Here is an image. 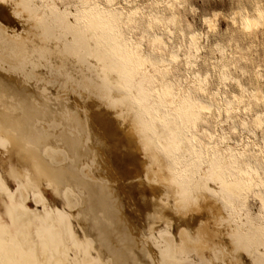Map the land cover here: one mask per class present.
Returning <instances> with one entry per match:
<instances>
[{
  "label": "bare ground",
  "instance_id": "1",
  "mask_svg": "<svg viewBox=\"0 0 264 264\" xmlns=\"http://www.w3.org/2000/svg\"><path fill=\"white\" fill-rule=\"evenodd\" d=\"M0 6L8 8L9 13L23 22L25 37L17 44L0 30V69L6 73L14 72L23 86L20 92L30 91L32 80L35 84L36 81L46 82L54 90L56 99L60 100L59 92L64 91L70 94L67 95L70 98L73 96L74 103H79L81 110L74 113L73 109L71 113H66L67 120L73 123L70 128L74 129L69 131L73 139L61 142L59 147L46 136H39L37 126L30 128L31 120L41 125L35 115L27 117V112L26 118L12 110L0 114V151L4 150V155L10 152L8 146L15 143L28 151L35 148L52 163L69 157L77 160L79 154L74 155L81 127L87 142L98 137L89 129L91 125L96 128L95 124H99L96 129L103 132H100L102 139L103 134L108 133L107 121L99 115L93 118L87 107V101L92 99L88 95L95 97L100 92H106L102 100L112 102L115 110L132 127L128 131L119 130L128 145L126 153L117 145L111 150L115 148L118 152L121 149L124 157L133 162L131 164L141 167L142 174L138 167L135 171L139 170L140 175L147 176L154 185L160 186V189L153 190L157 191L160 201V214L167 212L173 221L178 222L180 242L176 243L177 248L167 230L161 231L160 236L170 244L165 254L171 255V260L179 264H192L186 261L190 255L197 257L201 264H264V132L258 134V130L264 128V64L251 57L250 48L255 46V41L251 40L250 46L244 49L233 36L224 39L219 30L221 12L216 11L200 15L207 32L197 27L184 28L179 10L188 8L195 14L198 9L191 0H0ZM225 18L236 31L244 32L251 38L257 33H264V3L261 0H237ZM211 36L213 39H210ZM208 48L210 53L205 55L204 49ZM179 67L181 73L172 70L175 68L177 71ZM54 70L60 76H56ZM85 83L90 86L88 89L83 86ZM92 107L89 105V108ZM233 132H239L241 137H235ZM116 142L112 141L113 145ZM48 164L51 165L50 162ZM43 167L48 166L41 163L37 167L40 174L49 175L52 180H58V184L62 185V180L69 184L70 189L66 190L64 198L68 196L72 202V186H82L75 175L53 169L49 172ZM25 172L22 170L23 176ZM81 186L78 189L83 194L84 215L99 217L100 211L101 216L105 215L112 224L109 186V190L91 184ZM7 190L0 174V197L3 198ZM141 190L142 193L144 189ZM25 194L22 195L27 196ZM37 195L35 193L34 196ZM65 199L68 200L67 197ZM147 206L145 210H149L150 206ZM137 209L139 212L140 208ZM42 210L45 209L42 207ZM129 210L130 213L135 212L134 216L137 213ZM124 212L120 209L117 213L122 226L118 238L129 243L134 237L133 231L129 232L128 223L134 224V216L133 222L128 220L126 223L127 219L122 215H126ZM18 213L21 215L17 223L18 241L11 240L6 235L8 233H0V256L6 257L2 264H98L95 262L97 258L94 259L95 255L90 252V248L96 245L106 253L114 254L115 261L112 259L110 264H119L123 260L119 257L117 260L115 246L112 240L107 239L103 229L100 232L90 228L94 235L85 245L77 239L71 241L72 236L69 240L72 231L66 224L69 212L67 217L66 212L64 215L60 213L57 218L48 216V220L36 214H27L26 210L24 217V210L19 209ZM130 213L127 214L130 216ZM154 215L151 210L148 217L154 219ZM135 217L137 219L138 215ZM34 223L36 228L37 223L43 226L44 234L40 228L37 229H40L42 238L33 234ZM56 226L61 227L62 232H58ZM16 230H12V234ZM137 231L135 235H138ZM13 236L12 239H17ZM28 236L32 237L31 241ZM144 250L149 264H167L170 261L157 263L154 252Z\"/></svg>",
  "mask_w": 264,
  "mask_h": 264
},
{
  "label": "rangeland",
  "instance_id": "2",
  "mask_svg": "<svg viewBox=\"0 0 264 264\" xmlns=\"http://www.w3.org/2000/svg\"><path fill=\"white\" fill-rule=\"evenodd\" d=\"M244 1L247 2L248 0H244ZM261 1L264 3V0H261ZM191 2L198 9V10H196L195 14L191 13L188 10V8H185L183 10H179L181 23H182L184 28L189 29V28L197 27V28L201 29L202 31L207 32L206 26L200 20V15L203 12H206V13H211L213 11H216V12H219V13L221 12L218 18H219V30H221L222 33L224 34L223 38L224 39H228L230 36H233L237 41L240 42V44L244 47V49H246V47L250 46L251 40L255 41V46L253 48L252 47L250 48L251 49V57H252V59H255V61H258V62L264 64V33L263 34L257 33L254 36V38H251L248 35H246L244 32L236 31L234 29V27L231 26L230 21L225 18V15L228 14V11H229L230 7L233 6L234 3L237 2V0H191ZM9 12H10V10L8 8L0 6V30H1L2 33L4 32L3 35L6 38L8 37V39H9V37H10V41H14L15 43L18 44V43L23 42L24 38H25L24 37V29H23L24 25H23V22L20 19H18L16 16H14V14H11ZM8 17H9V19H8ZM2 28H3V30H2ZM12 37L15 40L16 39L17 40L16 41L13 40ZM210 39H213V36H211ZM203 53H205V55H207L208 53H210V49L209 48H208V50L204 49ZM237 55H239V54H237ZM174 69L175 68H173L172 70L175 71V72H180L181 73L180 67L177 68V71L174 70ZM54 74L56 76H60L58 71H55V70H54ZM16 77L17 76L14 74V72L6 73V71H3L2 69H0V114L12 110L18 116L22 115V116L26 117L25 113L27 115L29 113V115L27 117L30 116V117L33 118L34 115H35L36 116L35 119L39 118V122H41V125L34 124L35 122L33 120H31L30 128H32V129L34 128L35 129L36 126H37L38 130L41 133L43 132L42 135H41V133L39 131H37V133H39L38 135L39 136H43L44 135L43 137L46 136L45 138L53 140L54 143L58 144V147L61 145L60 144L61 142L65 141L67 139H73L72 134L69 132L71 129H74V127L70 128V125H72L73 123L71 121L67 120L66 113L67 112L71 113L73 109H74V111H73L74 113L76 111L81 112V110H79L80 109V106L78 105L79 103L78 102H77L78 104L74 103L73 100H75V99L73 98V96L70 98V96H67V95H70V94H67L64 91H60L59 92L60 94L58 95V98L60 97V100L56 99L55 98L56 96L54 94V90H52L50 88V85H48L46 82H41V81H36L37 83L35 84V81H33V80L31 81V84H30L31 85V90L30 91L20 92V91H22V89H23L22 87L23 86H22L21 82L18 80V77L17 78ZM42 84H45V85H42ZM83 86L85 88H87V89L90 87L86 83L83 84ZM43 87H45L44 88L45 90L42 89ZM48 89H49V91H47ZM63 92H64V95H63ZM29 93H30V95H29ZM17 94H19V95L17 96ZM61 94L63 96H61ZM106 95H107L106 92H100V95L99 96H95V97H92V96L88 95V97L92 98V99H89L87 101V103H88L87 107H88L89 111L92 113V117L93 118L95 116L97 117V115H99L98 117H102V118H104L105 121H107V123H108V133L105 136L103 134V139H102L101 138V135H102L101 133H103V132L101 130H97L96 129L97 128V124H98L96 122L97 124H95L96 126H94L96 128L91 127V126H93V125H91L89 127V129H92L91 132L97 133L98 137L95 140H93L92 142H87L86 141V136H85L84 131L82 130V127H81L80 128V132H79V140L80 141L76 142L78 144H76V147H77L76 148V154L74 155V156H76L77 154L80 155V156L78 155V159L77 160L76 159L73 160V157H69V158L60 160V162L52 163L45 155H43L42 153L38 152L35 148L34 149L31 148L28 151V150H25L24 148L20 147L19 145H16L15 143H11V145L8 146L9 149H10L9 150L10 152H8V153L5 152L6 153L5 155H4V152H2L4 150L0 151V152L3 153V154H0V156L3 155V156L0 157V169L2 170V171L0 170V174H1L2 179L4 181L5 187H7V189L9 190V191L8 190L6 191V193L4 194L3 198L0 197V200L2 201V202L0 201V205L2 204L0 206V222H1L0 223V233L4 234V235L6 233H8L6 235L11 240H13L15 242L18 241V237H19L18 236V228L19 227L17 226V223H19V220L21 219L20 218L21 215L18 213L19 209L24 210V213H25V210H26V213L28 211L27 214H30V213L32 215L36 214L39 218H42L44 220H48V218H49L48 216H50V218H52V216L54 218H57L58 216L60 217L61 214L64 215L67 212V214H65V216L66 215L68 216L70 214L68 217L66 216L67 219H69V221L66 220L67 221L66 222L67 228L69 227L68 229L71 228L70 230H72L70 232V234H72V235L69 234V240L71 239V236L74 237L73 239H71V241H73L74 239H77L80 243L84 242L83 244L85 245L88 242L89 238H91V236L94 235L93 232H90V228L94 227L95 230L98 229L100 232H101V229H103L102 231L105 232L106 236L108 237L107 239L109 241L112 240V243L115 246V252H117L119 254V256H118V254L116 253L117 260L119 261V258L123 259V260H120L122 263H128V264H149V263H147L148 262L147 261L148 260L147 259L148 258L147 253L144 250V248H146L147 251H150L152 253L154 252L153 254L156 255L155 256V260H156L157 263H158V261L161 262V261L169 259L171 261V263L168 260L169 262L167 264H179L178 262H176L174 260H171L172 259L171 255L165 254V250L169 249L170 244L168 243L169 244L168 245L167 242H169V241L168 240L166 241V239L164 240L160 236L161 235V231L166 229L167 231L166 230L165 231L167 233H169L170 236L173 237L172 240H174L175 245H176V243L178 245L179 242H180V237L178 235L179 231H180V229L178 228V222L175 221V220H174L175 221L174 222L172 217H171V215L168 214L167 212L160 214L161 206H160L159 198L156 195L157 191H153V190H156V189H160V186L158 184L154 185L152 180H150L147 176L140 175V173L142 174V169H140L141 167L139 165L137 167L138 168L140 167L139 168L140 173H139V170L138 171L136 170L138 172V174H139V175L136 176V174H137V172L135 171L136 164H131L132 161L129 160V158H125L124 157V155H125L124 153H126L125 150L127 151L128 145L126 144L125 138L122 135L119 134V130L120 131H128V130H131L132 127H131L130 123H128V121L124 118V116H121L120 113L115 110L116 108H115V106H114V104L112 102H108L106 99L102 100V97H106ZM33 96H35V97H33ZM67 97H68V99H67ZM37 98H39V99H37ZM34 100H35V102H34ZM60 101L63 102V103L61 104ZM72 102H73V104H72ZM9 103H11V105H9ZM67 104L69 106H67ZM70 104H72V107H73L72 109L69 108V107H71ZM27 105L29 106V108H28L29 110L27 109V107H28ZM89 105H91V107L92 106H94V107L89 108ZM75 106H78V108L75 107ZM36 108H37V110H36ZM26 109H27V111H26ZM22 111H23V113H22ZM16 112H18V113H16ZM240 116H243V115H240ZM46 119H47V121H46ZM43 120H45V121H43ZM113 125H114V127H113ZM99 127L100 126H98V128ZM97 131H99V133ZM199 132H202V131L199 129ZM262 132H264V128L258 130V134H261ZM112 133H113V135H112ZM232 135H234L237 138L241 137L239 132H233ZM115 136H117V137H115ZM115 140H118L117 142L120 145H118ZM112 141L116 142V144L113 145ZM102 143H104V144H102ZM115 145H117L119 148H121L124 153L122 152L121 149H120V151L117 149L118 152L115 151V148L111 150V148L114 147ZM108 146H110V148H108ZM12 147H14V148H12ZM101 147H102V149H101ZM104 147L105 148L107 147V148L105 149ZM1 149H2V147L0 148V150ZM17 149H20V150L17 151ZM114 151L116 153H114ZM20 152H21V154H20ZM108 152H110V153H108ZM119 152H121V153H119ZM118 153H119V155H118ZM22 154H23V156H22ZM15 155L20 156V157L22 156V157L18 158ZM82 155H83V157H82ZM10 158H12V159L10 160ZM17 158L19 160L20 159L21 160L18 161ZM24 158L25 159L27 158L28 160L26 161ZM29 158L33 159L31 161H35V162H30ZM22 159L25 160V161H23ZM9 161H10V163H9ZM16 161H18V162H16ZM6 162H8V163H6ZM13 162L15 163L14 164L15 166H13V165L10 166V164L11 163L13 164ZM22 162H24L25 165H27V166L25 167V165H24V167H23L22 165L24 163L22 164ZM48 162H50L51 165L48 164ZM110 162H111V164L112 163L113 164L110 165ZM41 163L46 164L48 166V167H45V168H47L49 172H50V169H51V171L53 169L54 171H58L59 170L60 172H67V173H71L72 172L75 175V177H76L75 179L77 180V182L82 184V186L80 185L81 187H86L87 185L91 184V185H93L95 187H98V186L99 187H105L108 190L110 188L111 190H110L109 203L111 205V209H110L109 217L112 220V224L107 221V218L105 217V215L101 216V212L100 211H98V213L100 214L99 217L95 216L93 218H88L86 215H84V212H83V208L84 207L82 206L83 194L78 189L80 187L79 185H78L79 187H77V186L73 187L72 185H70V186H72V188H71L72 190L71 191L73 192L72 193L73 194V199H72V202H71V200H69L68 196H65V198L67 197V199L69 201L66 200L64 198V195H67L65 193H67L68 189H70L69 184H67L63 180L62 181L60 180L62 185L58 184L57 183L58 180L54 181V180H52L49 177V175L43 174V173L40 174L37 171V167ZM20 164H22L21 165L22 167L20 166ZM129 164H130V166H129ZM28 165H29V167L31 169L28 167ZM126 165H128L129 167L126 166ZM7 166H8V168L11 167L10 170L7 168ZM132 166H133L134 169L130 168ZM15 167H16V169H14ZM63 167L66 170H64ZM109 167H110V169H109ZM21 169L24 172L26 171L24 176H23V173H22ZM31 170H32V172H31ZM106 170H107V172H106ZM93 172H94V174H93ZM5 173H6V175H5ZM14 173H16V174H14ZM30 173H31L30 176L33 175L32 176V178H33L32 181H31L32 178H29L30 177L29 176ZM114 175H115V177H114ZM55 176H57V175H55ZM9 177L11 179H9ZM17 177H19V178H17ZM25 177L27 178L28 181L26 180ZM57 177H59V176H57ZM12 178L16 179V180H13ZM21 178H24V179H21ZM40 178H41V180H40ZM24 180L26 182H28V183L24 182ZM29 181L31 183L33 182L32 184L35 185L33 187H36V188L33 189L32 184L30 183V185H29ZM38 181H40V182H38ZM37 182L40 185L37 184ZM137 182H138V185L136 184ZM26 184H28V185H26ZM139 184L141 186H139ZM19 185H21L22 187L19 186ZM50 185H51V187H50ZM108 186H109V188H108ZM133 186H134V188H133ZM47 187H49V188H47ZM21 188H22L23 191H21ZM139 188H140V190H139ZM141 188H143L144 190L146 189L145 191L143 190V192H142V193L145 192L144 194L141 193V191H142ZM25 189L27 191V194H25L26 193ZM136 190L139 191V192H137ZM32 191H33L34 195L36 193V195L38 194L39 197H38V195L34 196L32 194ZM23 193L25 195H27V196H23L22 195ZM137 193H138V195H137ZM7 194H9V195H7ZM31 194L33 196H31ZM145 194H146V196H145ZM58 195H59V197H58ZM137 196L140 197V200H139V197L137 198ZM35 197H37V199ZM1 198L3 200H5V201H8V203L3 201ZM26 198H27L28 201L26 200ZM154 198H155V200H154ZM38 199H39V201L43 202L44 204L39 202ZM42 199L45 200L46 202L43 201ZM146 199H147V201H146L147 205L149 204L148 206H150L149 210L148 209L147 210L144 209V207L146 208V206H147V205H145L146 202L144 201ZM19 200H20V202H19ZM61 200L62 201H66V202H62ZM129 201H131L133 203H130ZM143 203H145V204H143ZM8 205H10V206H8ZM134 205L138 206L137 208H140V209L142 207L143 208L141 210L139 209V212H138V209L136 208V206L134 207ZM19 206H21V207L23 206L24 209L19 207ZM148 206H147V208H148ZM42 207H43V209L46 210V212H45V210H42ZM14 208L17 209V210H15ZM130 208H131V210H135L137 212L136 214L138 215L140 220H143L141 218H144V220L143 221H139L138 217H137V219H135L136 218L135 216H137L136 214L134 216L135 212L133 211V212H131L132 213L131 214L130 212L127 211ZM134 208H136V209H134ZM7 209H9V210H7ZM120 209H121L122 212H124V209H125L124 213L126 215H124V214H122V215L124 216L125 220L127 219L126 223H128L130 220H131V222H133L132 221V217L134 216L133 217L134 218L133 219L134 220V224L130 223V222H129L130 224L128 223L129 232L133 231L132 232L133 234H134V232L136 234L137 230H138L137 233L139 232L138 235H135V234L133 235L132 234V236L134 238H133V240H130L129 243H125L124 241H122L121 239L118 238V236L120 235V232L122 230V226H121L120 221H119L118 216H117V213L119 212ZM35 210L36 211L38 210V211L36 212ZM72 210H75V211H72ZM97 210H101V209L99 207H97ZM131 210H129V211H131ZM143 210L145 212H143ZM151 210H153V213H155L154 219H150V217H148V214L151 212ZM140 211H142V212L140 213ZM7 212H9L8 215H7ZM68 212H69V214H68ZM26 213L24 215H22V216L23 217L26 216L27 215ZM75 213H76V216H75ZM127 213L131 214L130 215L131 218H130V216ZM14 215H15V217H14ZM9 216L11 217L12 220L10 219ZM16 216H19V219L16 220V218H18ZM74 217H75V219H74ZM9 219H10V222L12 221L11 223L9 222ZM3 220H5V221H3ZM137 220H138V222H137ZM149 221H151V222H149ZM136 223H138V224L136 225ZM68 224H70L71 227L68 226ZM131 224H133L134 226H132ZM154 224H156V225H154ZM5 225H8L9 228L6 227ZM75 225H78V226L75 227ZM129 225H131V226H129ZM172 225L174 226V228H173ZM2 226H5L6 228L2 227ZM36 226H37V228L35 227V223H34L33 224V230L34 231L32 230V232H33L34 235H37L38 237L42 238L43 235L41 234V232L43 231V226L41 224H39V223H37ZM34 227H35V229H34ZM38 228L41 229V232H40V229H39V231L37 230ZM175 229H176V231H175ZM1 230H3V231H1ZM10 230H11V232H10ZM12 230L13 231L16 230V231L13 232V234H12ZM56 230L58 232H62V229H61V227L59 228V226H56ZM147 231H149V232H147ZM72 232L75 233V235ZM14 233H16V234H14ZM76 234L79 237H77ZM142 235H143V240L144 241H142ZM12 236H13V238L16 237L17 239H12L11 238ZM83 236H85V237H83ZM78 238L79 239L81 238L80 239L81 241ZM27 239L28 240L30 239V241H31L32 237L28 236ZM82 239H83V241H82ZM134 239H136V240H134ZM165 241H166V243H165ZM143 242H144V244H143ZM177 245L175 246V248H177ZM147 246H148V248H147ZM126 248H128V249H126ZM92 249H93V251H91ZM151 249H153V250H151ZM90 252H91L92 256L95 255L94 259L97 258L95 260V262H98V264H102L103 262H104L103 264H110V261H112V259L115 261L114 254L106 253L104 250L99 248L98 245H96L94 248L93 247L90 248ZM132 252H134V253H132ZM207 253H206V256H208V258H209L210 254L209 253L207 254ZM120 255L123 256V257H120ZM188 257H186V261L187 262H191L192 264H201V263H199L200 261L197 260V257H195L194 255H190ZM5 259H6V257L0 256V263L2 264V262ZM192 259H194V261ZM101 261H102V263H101ZM120 261H119V264H121ZM123 261H125V262H123ZM132 261H133V263H132Z\"/></svg>",
  "mask_w": 264,
  "mask_h": 264
}]
</instances>
